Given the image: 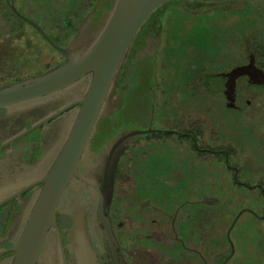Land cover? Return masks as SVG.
I'll list each match as a JSON object with an SVG mask.
<instances>
[{"label":"flooded vegetation","instance_id":"1","mask_svg":"<svg viewBox=\"0 0 264 264\" xmlns=\"http://www.w3.org/2000/svg\"><path fill=\"white\" fill-rule=\"evenodd\" d=\"M183 1L201 4V9L206 8L203 3H214L174 2ZM233 1L218 2L222 7ZM45 2L50 4V0ZM9 6L36 23L58 47L66 45L88 12L82 11V3L75 4L59 26L45 29L29 0H0V44L5 46L0 47V54L5 50L12 54L9 63H0V86L40 74L63 59L22 24ZM24 7L32 10L24 11ZM161 9L140 27L142 48L148 44L143 69L148 128L154 132L120 151L117 158L109 212L120 252L126 264H264V184L260 177L253 185L243 182V178L259 174L257 168L264 163V129L256 128L264 122L254 117L257 112L264 115L260 98L264 62L244 55L241 64H226L215 71L195 66L204 47L188 42L189 37L179 30L186 24L180 21L174 30L173 23H165ZM176 9L181 13L195 10L181 5ZM46 19L51 21L50 15ZM29 34L53 51L55 60L34 50ZM27 53L30 60L22 59ZM177 55L186 58L179 73ZM250 59L254 72L249 79H234L232 109L228 110L224 105L225 80H207L208 76L228 75L247 66ZM203 93L204 98L217 97L219 108L199 98ZM233 113L241 117L231 120ZM221 174L234 185L255 188L256 193L221 191L214 198L193 194L200 183L213 182ZM201 199H216L217 204L209 201L210 205H205ZM168 201L180 202L168 206ZM217 209L221 213H216ZM240 211L227 239L226 230Z\"/></svg>","mask_w":264,"mask_h":264},{"label":"water","instance_id":"2","mask_svg":"<svg viewBox=\"0 0 264 264\" xmlns=\"http://www.w3.org/2000/svg\"><path fill=\"white\" fill-rule=\"evenodd\" d=\"M174 1L95 0L64 47L9 6L63 59L0 86V264H126L109 206L120 151L154 132L140 27ZM251 62L208 76L225 80L228 110L234 79H249Z\"/></svg>","mask_w":264,"mask_h":264},{"label":"rangeland","instance_id":"3","mask_svg":"<svg viewBox=\"0 0 264 264\" xmlns=\"http://www.w3.org/2000/svg\"><path fill=\"white\" fill-rule=\"evenodd\" d=\"M70 2L73 1L50 0V4H47L45 0H29V3L36 7L34 8L35 10L30 8H27V10H32L36 14V18L39 19V23L45 29H51V27L60 24L63 15L70 9ZM219 3L220 2H214L209 5L203 3L202 7L206 8L201 9L199 8L201 4L199 5L198 3H193L194 5H192L188 1L177 3L171 2L161 7L163 9L160 10L164 12L165 23L174 24L172 29L178 30L180 21L184 25L186 24V27L189 26L187 27V31H191V33L188 36H190V39L192 40H189L188 42L195 43L196 46L198 44L199 48L205 47L206 52L209 53V56H206L204 59H199V63H194V65L199 68H208L209 70L214 71L221 69L226 64L234 66L242 63V56L246 53V51L240 46L242 38H257L256 43H259L258 39L264 37V3L234 0L231 5H225L222 7ZM180 5L182 8L187 7L195 10L193 12L181 13L177 11V9L175 10V8ZM23 10L27 11L26 7H24ZM46 15H50L51 21L46 19ZM28 32H30V30H28ZM29 37L32 40L30 44L34 50L43 54L45 57H48V59L55 60L56 54L39 41L34 34H29ZM176 40L177 37L175 38V41ZM14 46L18 45L14 44ZM20 46L24 47V45ZM0 47L4 48L5 46L0 44ZM11 55L12 54L9 50L3 51L0 54V63L2 61H4V63H9ZM176 57L178 61L182 62H176V65H185L186 58H183L182 55H177ZM21 58L30 60L28 53L25 54V56H21ZM204 93L200 94L199 98H202L205 103L210 100L209 103L213 104L215 109H217L219 106V99L215 96L204 98ZM260 98L264 100V93ZM238 116L241 117V115L233 113L230 119L235 120ZM254 117L258 118L259 121L264 122V115H260L257 112ZM256 128L264 129V126L260 124ZM249 168L252 169L251 167ZM259 169H261L260 172H258L259 174L256 173L254 177H248L247 179L243 178V182L248 185H253L260 177L264 184V163L258 166L257 171ZM218 173L219 171L216 172L215 175ZM252 188L253 187L246 188L234 185L230 182L227 176L221 174L218 179L215 178V181L213 182L200 183L193 194L195 196L204 194L214 198L218 195L217 193L221 191L256 193L255 188ZM185 191L186 189L183 190V192ZM181 194L185 195L186 193ZM176 202L180 201H168V206ZM216 213H221V210L217 209ZM243 220L249 222L246 216H243ZM142 245H146L145 242H142Z\"/></svg>","mask_w":264,"mask_h":264},{"label":"trees","instance_id":"4","mask_svg":"<svg viewBox=\"0 0 264 264\" xmlns=\"http://www.w3.org/2000/svg\"><path fill=\"white\" fill-rule=\"evenodd\" d=\"M71 1H73V2H70V9L69 10H71L74 7L75 4L77 6V4L82 3V5H83L82 6V11H86V10L89 11L90 8L92 7V5L95 2V0H85V2H82L83 0L82 1L81 0H76V1L75 0H71ZM22 24H24V23H22ZM180 28H181L180 31L182 30L187 36L191 33V31H189V32L187 31V27L180 26ZM188 37H189V40H192V39H190V36H188ZM256 41H257V38H242L240 46L242 47L243 50L246 51V53H245L246 56L253 55L256 58V60L259 59L262 62H264V59H263V57H264V37L258 39L259 43H256ZM202 51H200V54H199L201 58L209 56V53L206 52L205 47L202 48ZM176 71L178 73L180 72L179 66L176 67ZM183 73H185V71H183Z\"/></svg>","mask_w":264,"mask_h":264}]
</instances>
